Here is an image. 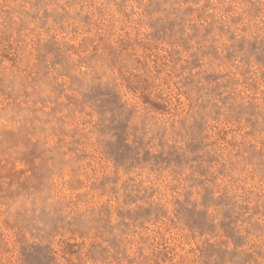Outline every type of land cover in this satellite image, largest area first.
Instances as JSON below:
<instances>
[{
    "label": "rangeland",
    "instance_id": "1",
    "mask_svg": "<svg viewBox=\"0 0 264 264\" xmlns=\"http://www.w3.org/2000/svg\"><path fill=\"white\" fill-rule=\"evenodd\" d=\"M0 264H264V0H0Z\"/></svg>",
    "mask_w": 264,
    "mask_h": 264
}]
</instances>
